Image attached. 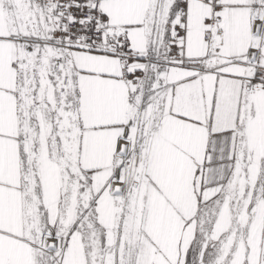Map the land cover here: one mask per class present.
I'll use <instances>...</instances> for the list:
<instances>
[{
	"label": "snow or ice",
	"instance_id": "1",
	"mask_svg": "<svg viewBox=\"0 0 264 264\" xmlns=\"http://www.w3.org/2000/svg\"><path fill=\"white\" fill-rule=\"evenodd\" d=\"M0 264H264V0H0Z\"/></svg>",
	"mask_w": 264,
	"mask_h": 264
}]
</instances>
